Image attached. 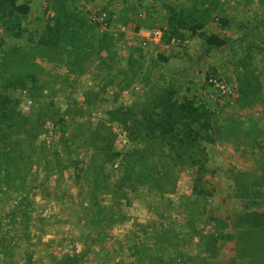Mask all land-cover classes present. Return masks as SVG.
Returning a JSON list of instances; mask_svg holds the SVG:
<instances>
[{"label": "rangeland", "instance_id": "374dc122", "mask_svg": "<svg viewBox=\"0 0 264 264\" xmlns=\"http://www.w3.org/2000/svg\"><path fill=\"white\" fill-rule=\"evenodd\" d=\"M0 264H264V0H0Z\"/></svg>", "mask_w": 264, "mask_h": 264}, {"label": "built area", "instance_id": "2783aa9c", "mask_svg": "<svg viewBox=\"0 0 264 264\" xmlns=\"http://www.w3.org/2000/svg\"><path fill=\"white\" fill-rule=\"evenodd\" d=\"M96 22L99 25H102V23L104 22V16H99L98 18L93 17ZM114 36L118 35V34H123L127 36V30H125V27L120 26L118 29H116L115 31L112 32ZM163 31H161L160 29H153L152 31H150L147 35L143 36V45L146 43V41L151 40L155 43H158L159 41H161L163 39ZM129 39H131L130 36H128ZM170 43L172 45L177 44V40L175 38H170L169 39ZM207 84L210 86L215 87L216 93H217V97H222V95L224 94H228L230 93V89L228 86H226L223 83H220L216 78L214 77H209L207 80ZM211 97L217 98L214 95H210Z\"/></svg>", "mask_w": 264, "mask_h": 264}]
</instances>
